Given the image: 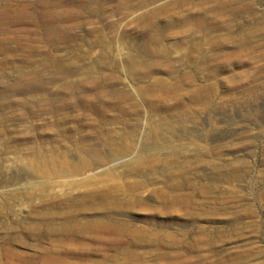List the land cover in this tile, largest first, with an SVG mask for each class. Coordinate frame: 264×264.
<instances>
[{
  "label": "rangeland",
  "instance_id": "374dc122",
  "mask_svg": "<svg viewBox=\"0 0 264 264\" xmlns=\"http://www.w3.org/2000/svg\"><path fill=\"white\" fill-rule=\"evenodd\" d=\"M154 213L148 264H264V0H0V264L54 262L75 214Z\"/></svg>",
  "mask_w": 264,
  "mask_h": 264
},
{
  "label": "bare ground",
  "instance_id": "6f19581e",
  "mask_svg": "<svg viewBox=\"0 0 264 264\" xmlns=\"http://www.w3.org/2000/svg\"><path fill=\"white\" fill-rule=\"evenodd\" d=\"M205 136L207 140H218L217 135ZM220 137L221 135H219V138ZM190 139H192L193 144L197 143V141L195 142L193 136ZM225 146L226 144L223 143L221 145L210 147L208 150L209 154L213 156H211L212 159L210 164L214 166V169L221 167L217 163V160L219 154H221ZM145 148L147 147L145 146ZM184 148L185 147H183V150ZM200 155H198V157ZM48 156L49 157L45 158V165L51 169V171L49 170L51 172H49V174L56 175L62 171L63 174L68 176H80L84 173V170H89L96 166L94 161L82 160L78 161V163H72L71 161L59 156L58 158L51 154ZM116 159L117 158H114V160ZM40 163L41 162H31V165L38 167L40 166ZM130 166L133 165L130 164ZM238 176L243 175L239 174ZM185 177L188 176L185 175ZM83 180L84 181H79L80 185L85 184L89 179ZM87 192L89 193L91 190H88ZM192 195H190V193L189 196L186 194H172L169 199L165 198V202H163L164 207L162 208L166 207L171 210L172 208L174 210L186 209L187 212H191V210L193 211L194 209L192 204L197 205L195 203L197 201L190 198ZM109 204H111L109 201L102 202L103 208H106ZM70 207L72 208V205H70ZM165 217L168 218L167 220L170 221V224H173L174 220L170 219L169 214ZM180 218L181 217H178V219ZM137 219H140L143 225H140ZM161 220L162 218L156 213L134 218L120 217L115 214H106L95 218H88L79 217L78 214H75L64 222L65 225L61 231L60 238H58V240H53V242L58 245V248L52 251L55 261L50 262V264H148L142 261V258L146 257L147 253H151V249H147L148 247L160 246L159 241H161V239L158 238V226H165L169 224L168 221ZM145 224L146 226H144ZM85 233L95 235L91 236V238L107 241L115 247L114 251L105 252L100 258L94 257L92 253H81L79 248L83 242L80 239V234ZM3 246L5 245L0 242V249H3ZM140 247H144L147 250L141 251ZM156 249H158V247H156ZM7 250H9V248H7ZM157 254L158 256L163 255L167 258L172 255L170 252L163 251H159ZM85 257H88L89 259L84 260ZM162 263L164 264L166 262Z\"/></svg>",
  "mask_w": 264,
  "mask_h": 264
}]
</instances>
